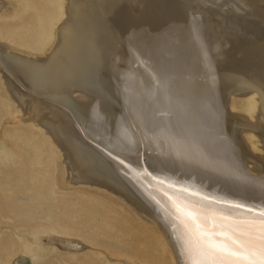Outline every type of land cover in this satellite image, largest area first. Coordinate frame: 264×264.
Here are the masks:
<instances>
[{
  "label": "rangeland",
  "instance_id": "374dc122",
  "mask_svg": "<svg viewBox=\"0 0 264 264\" xmlns=\"http://www.w3.org/2000/svg\"><path fill=\"white\" fill-rule=\"evenodd\" d=\"M9 1L12 2L15 12L9 17L0 15V40L16 50L41 54L43 51L41 45L46 41L47 29L57 10V0ZM195 1L201 6V12L198 10L196 14L194 11L191 12L193 9L186 7L188 10L183 9L185 13L183 20L188 23L203 12V15L197 17L198 20L196 19L197 26L202 27V29L208 28L209 33L213 35V38H208L209 40L204 38L201 41L200 39L196 40L197 42L195 40V42L190 41V43L198 44L196 49L199 53L196 59L192 58L188 51L182 53L181 49L173 54L165 42H169L168 38V40L162 39L161 42H150L151 46L156 45L155 48L152 46L151 49V46L147 45L149 41L146 42L142 36L135 39L136 36L130 37L125 32L116 31L118 29H114L116 32L112 31L113 34L116 33L114 36L109 34L107 26L98 24L93 29L87 28L81 31L80 36L85 41L78 51L77 60L75 54L73 55L75 60L73 58L64 60L66 64H69L67 65L71 71L69 73L74 72L72 75L70 74L72 76L70 78H72V82L74 81L75 88L90 96V103L92 104L89 106L92 109L76 104L75 106L71 97H65L62 101L56 102L55 106L58 105L59 111L61 109V122L63 121L61 124L64 127H61L60 122L56 121V125H59L60 129L57 135L60 139L66 140L71 148L79 147L76 149L77 157L83 165L92 169L95 162L99 163L113 177L126 182V185L129 186L126 187L131 189L134 195L138 197L137 199L140 200H146L143 195L148 197L151 195L150 192L158 190L156 185H160V183L166 189L176 187L177 181H182L179 174L191 175L196 173L195 169L197 168L190 164L193 162L191 159L197 155L199 160L204 158V150H201L204 147L202 144L207 149L206 140H208L212 130L209 124L215 120L213 115L216 107L214 93L218 90V88H213V79L209 74L212 71L228 68V63L233 62V56L235 57L234 60H237L230 49V45L234 42L227 43V41H232L229 40V29L217 27V21L214 23L217 17L213 15V19L209 16L212 15L210 13L213 10H217L216 12L219 13L221 11V14L227 12L228 14H226L232 17V20L241 29L254 31L264 39V21L257 13L255 14L256 11L252 6L250 7L242 0ZM193 5L194 3L191 5L194 8L195 5ZM229 7L232 9L230 8V10ZM187 17L191 19L188 21ZM199 19L201 20L199 21ZM192 24L191 22V27ZM93 32H95L94 35ZM224 33L228 40H226ZM234 35L238 34L234 33ZM171 37L169 36L170 41H172ZM133 38L134 41H132ZM140 39L142 44L139 43ZM113 40H116L115 43H112ZM136 40L139 42L137 43ZM162 43L163 45H161ZM187 43L189 42L187 41ZM116 44H121L123 47L121 45L118 47ZM144 44L147 48L143 47ZM116 46L120 48L118 49L119 53L116 51ZM206 46L210 48H206ZM140 47L143 49L142 51ZM126 55L128 56L126 57ZM147 55L151 56L148 57ZM154 61L156 62L152 63ZM157 63L160 67H157ZM104 68H107L106 71ZM185 68L190 70L187 71ZM122 70L130 75L120 73ZM74 75L75 78H73ZM174 94H178V96ZM235 96H232V101L240 108L241 98ZM177 100L181 105L176 104V102L178 103ZM10 104L9 98L0 86V264H121L120 261H123L124 258L141 259L147 264H164L162 243L147 228L152 225V221L146 218L143 219L144 221L139 219L132 213L131 209L116 200L118 196L109 193L106 189L102 191L103 188H98V185L87 184L86 186L84 184L83 186L80 181L71 185L62 183L63 171L53 140L44 129L39 126L36 127L32 123L26 124L22 121H16V123L14 121L13 124L12 119H10L13 112ZM92 111L94 112L92 113ZM191 119L193 120L192 123ZM187 120L190 121L187 122ZM198 122L200 126L197 124ZM208 122L209 124H207ZM198 128H200V132L197 131ZM181 130L184 131L180 132ZM76 138L77 140H75ZM219 139L226 142L225 138L219 137ZM147 142L151 145L149 154L144 151V147L146 144L148 145ZM196 146L201 147L199 148L200 152L199 149H196L197 152L195 151ZM194 153L195 156L193 157ZM136 160H140L143 167L145 165L151 166L147 172L146 169L143 170L146 172L145 177L137 174L134 164ZM151 170L162 173L165 180L152 176L149 173ZM133 176L138 179V182ZM157 179L162 182L157 181ZM184 182L183 180L181 186L178 185L179 189L182 190L185 187ZM80 184L82 186H79ZM108 193L109 195H107ZM35 251L44 252L35 255ZM142 262H138V264H143Z\"/></svg>",
  "mask_w": 264,
  "mask_h": 264
},
{
  "label": "bare ground",
  "instance_id": "6f19581e",
  "mask_svg": "<svg viewBox=\"0 0 264 264\" xmlns=\"http://www.w3.org/2000/svg\"><path fill=\"white\" fill-rule=\"evenodd\" d=\"M242 1L250 5V7L252 6V8L256 11L255 14L257 13V15L260 16L261 19L264 21V0H242ZM192 3H194V5L197 8L194 5H193L194 6L193 8L191 6ZM197 3L198 2H196L195 0H57V10L52 19V23L47 29L48 36L46 38V41L41 45L43 49L41 54L39 53L33 54L32 52H23L20 50H16L0 40V86L4 94L10 100V103H11L10 106L13 110L12 118L10 119H12L11 121H13V124H14V121L15 122L22 121V122H25L26 124L32 123L36 127L39 126L41 129H44L47 132L46 134L51 137V139L53 140L52 141L53 144L56 146V152L58 153V159L61 162L60 164H61L62 171H63V181H61L62 183H67V185L68 184L71 185L74 183L77 184L80 181L81 183H83V186L84 184H86V186L87 184H92L96 186L98 185V188L99 187L103 188L102 191L106 189L108 190L109 193H112L118 196V199L116 198V200L122 202L123 204L122 203L121 204L125 205L128 209H131L132 213L138 216L139 219H142V220L145 218L148 220L150 219L152 221V222L150 221L152 225L148 226L147 228H149L153 232V234L156 235L157 238L162 243V246H163L162 250L164 251V256H163L164 264H185V261H186V257L182 255V252H183L182 242L185 236H184V227L181 223V219H186V217L177 213L176 208L178 206L187 204L189 206H195L196 208H200V207L207 208L210 205L215 210L221 211L225 213L226 215H230L234 217L241 216V215H247L249 209H251L252 213L257 216L259 215L261 211H264V39L259 34H256L254 31L252 32L249 30L241 29L232 20V17L227 15L228 14L227 12H226L227 14L225 12H224L225 14H221V11L219 13V12H216L217 10L216 11L213 10L210 13L212 15H209V16L212 17L214 15L218 18V19L216 18L217 20L216 19L214 20V23H216L217 21L216 23L217 27H220L221 29H225V30L229 29L230 31L229 40H232V41H227V43L230 44L229 42L231 43L234 42L233 44L230 45L231 46L230 49L232 50V53H233L232 55H235L237 60L235 61L234 60L235 57L233 56L232 58L233 62L228 63V68L225 67L226 69L224 68L220 71H212L209 74L212 76V79H213L214 87L213 86L212 87L216 89L218 88V90L214 93V101H215L216 107H215V112L213 113V115L215 117V120L210 122V124L209 122L207 123L212 128L211 133L209 134L210 136H208L209 138L208 140H206L207 149L205 148V145L202 144L203 142H198L204 146L203 147L201 145H198V146L203 147V149L201 150H204V156H203L204 158H202L203 160H199L198 155L194 157L195 156V153H194L193 155L194 158L191 159L193 162H191L190 164L192 166L194 165L197 168L195 169L196 173L191 174V175H186V174L184 175V173L179 174V176L181 175L180 177L182 181L180 182L177 181L176 183L177 186L172 189H169V188L166 189V187L162 185L161 183L160 185H156V187H158V190L156 189L154 192H150L151 195L148 197H145L143 195V197L146 200L137 199L138 197L134 195L131 189L129 190L126 187L128 186L126 185V182H122V180L119 181L117 177L116 178L113 177L111 174H109V172L105 171L99 163L95 162L96 163L95 164L93 162L94 167L92 169L82 164V161L77 157V152H76V149H79V147L76 149L74 147L71 148V146L67 143L66 140L64 141L60 139L59 135H57L60 129H59V125L58 126L56 125V121H59L60 124L63 121L61 122L62 120V117L60 116L61 109L59 111L58 105L56 107L55 104L56 102H60L63 99H65V97H71V100L75 102L74 105L76 104L77 106L80 105L81 107H90L89 105L92 104L90 103V96L87 93L85 94L80 89L75 88L76 85L73 83L74 81L73 82L71 81L72 78H70V76L74 72H72V74L69 73L71 72L69 67L67 66L69 64H66L64 60L66 59L70 60L72 58L74 59V56L76 57V60H77L78 51L79 49L82 48V44L85 41L80 36L82 33L81 31L87 28L93 29V27L98 24H103L107 26L106 28L107 30H109V34L110 33L113 34L112 31H114V29L115 30L118 29L116 31L125 32L126 34H129L130 37L136 36L135 39H137V37L139 36H142V39L144 38L146 42L149 41V44H147L149 45V47L151 46L150 42L151 43L161 42L162 39L163 40L169 39L170 43L167 41L165 42L166 44L169 45L167 46L169 47L171 52L173 51V54H175L176 51L181 49L182 53L188 51L189 55L192 56V58L196 59V56L199 53L198 49H196L198 47L197 46L198 44L196 45L194 43H190V41L191 40L196 41L199 39L201 41L204 38L205 40H207L208 38H213V35L209 33L210 30H208V28L205 27V29H202V27L197 26L198 25L197 17L203 15V12L202 14L200 13L199 15H197L195 19H191L187 17L188 21L191 19L190 21L195 25V28L193 24H192L193 28L191 27L190 21L187 23L186 20H183L185 19L183 18L185 16L183 9L186 7L193 9L191 12L194 11L196 13V11L198 10H200L201 12V9H200L201 6L199 5V3L198 4ZM231 7H229V9ZM188 8L186 9L188 10ZM14 12H15V9L13 7L12 2L10 1L8 2V0H0V15L2 17L12 16L14 15ZM200 20L201 19H199V21ZM108 26H112V27H108ZM94 33L95 32H93V35ZM234 33L235 34L237 33L238 35H234ZM100 34L102 33L100 32ZM104 34L106 35V33ZM104 34L103 36H105ZM115 34L116 33H114L113 35L115 36ZM169 36H172L171 37L172 41H170ZM224 36L226 37L227 35H225L224 33ZM109 37H111V35H109ZM100 38L101 36L98 38V40ZM226 38H227L226 40H228V37ZM144 40H142L143 43H144ZM115 41L112 43H115ZM132 41H134V38ZM187 41L189 43H187ZM138 42L139 41H137V43ZM116 43H119V42H116ZM139 43H141V39ZM163 43L161 45H163ZM54 44H56L55 47H54ZM98 44H100V42ZM116 45L119 47L121 44L120 45L116 44ZM117 46H116L117 48L116 51L118 52V49L120 48H118ZM152 46H154V48L156 47V45H152ZM152 46L150 47L151 49L153 48ZM143 47H146V45ZM113 48H115V46ZM137 48L139 49V46ZM162 48L164 50V47ZM206 48H210V47L206 46ZM142 50L143 49L141 48V51ZM165 50H166V46H165ZM153 51H156V50H153ZM139 52H140V49H139ZM166 53H167V50H166ZM206 54H207V51H206ZM127 56L128 55H126V57ZM151 61L149 62L151 63ZM172 61L174 62V60ZM109 62H108V65L110 64ZM155 62L156 61L152 63H155ZM209 62H212V61H209ZM157 67H160L159 64ZM106 69L104 68L105 71ZM124 71L122 70V72L120 71L119 72L126 74ZM126 75H130V74H126ZM189 75L191 76L190 73ZM116 76H117V73H116ZM123 77H125V75ZM73 78H75V75ZM116 78L118 79V77ZM161 78L163 79V77ZM118 82L120 83V81ZM162 88L165 89L164 87ZM172 95H173V92H172ZM176 95L178 96V94ZM235 95L241 98L240 99L241 107L239 105L240 108H238L236 104L232 101V96H235ZM72 96H73V99H72ZM164 99L166 101V98ZM192 99L194 98L192 97ZM172 100H173V97H172ZM180 103H183V102H180ZM176 104H179V101L178 103L176 102ZM89 109L91 110L92 107H90ZM93 112L94 111H92V113ZM185 112H182V113H185ZM84 114H87V113H84ZM24 116H26V118H23ZM188 116L190 117L191 115H188ZM188 116L186 117L188 118ZM103 117L105 118L106 116L104 115ZM192 119H191V123L193 121ZM188 121L190 120H187V122ZM197 124L199 125V122ZM185 126L187 125L185 124ZM61 127H63L62 124H61ZM199 129L200 128H198L197 131L200 132ZM204 129H208V128H204ZM183 131L181 130L180 132H183ZM62 133L63 132L61 131V134ZM74 137H77V136H74ZM219 137H222L223 139L225 138L226 142H224L222 139H219ZM75 140H77V138ZM81 144L80 146L82 147ZM150 148H151V145L150 143H148V145L146 144V146L144 147V151L148 153L150 151ZM199 148L196 146L195 151L196 149H199ZM57 149H59L60 151ZM161 149L163 148L161 147ZM201 150L199 149V152ZM134 164L136 166L135 170L137 174H139L142 177H145V173L151 168V166H148V165L147 166L145 165L143 167L140 163V160L139 161L136 160ZM144 169H146V172L143 171ZM120 173L123 174L122 172ZM149 173H151L152 176H155L157 178L159 177L165 180L163 174L156 173V170L155 171L151 170V172L149 171ZM183 180L185 181L183 183L185 187H183L181 190L179 189L180 188L179 186H181ZM135 181L138 182V179L135 178ZM157 181H161V180L157 179ZM79 186H82V185L80 184ZM185 189L187 191H184ZM137 192L138 193L141 192L142 194L141 190L140 192L139 191ZM109 193L107 195H109ZM205 197L207 198L206 200L204 199ZM233 204L243 205L244 207L243 208H233L231 207V205ZM178 237L180 238L179 240L177 239ZM42 252L44 251H35V255L40 254ZM120 262L121 264H138V262H142V260L124 258V260ZM142 263L147 264L145 262H142Z\"/></svg>",
  "mask_w": 264,
  "mask_h": 264
},
{
  "label": "snow or ice",
  "instance_id": "6c2138e0",
  "mask_svg": "<svg viewBox=\"0 0 264 264\" xmlns=\"http://www.w3.org/2000/svg\"><path fill=\"white\" fill-rule=\"evenodd\" d=\"M176 211L186 217L181 219L185 264H264V211L257 216L249 209L247 215L234 217L210 205L196 208L187 204Z\"/></svg>",
  "mask_w": 264,
  "mask_h": 264
}]
</instances>
